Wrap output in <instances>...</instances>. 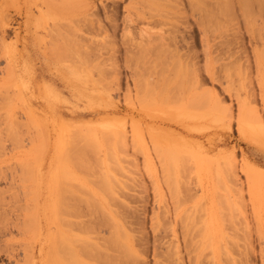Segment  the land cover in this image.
<instances>
[{"label":"rangeland","instance_id":"rangeland-1","mask_svg":"<svg viewBox=\"0 0 264 264\" xmlns=\"http://www.w3.org/2000/svg\"><path fill=\"white\" fill-rule=\"evenodd\" d=\"M0 215V264L63 228L80 264H264V0H0Z\"/></svg>","mask_w":264,"mask_h":264},{"label":"bare ground","instance_id":"bare-ground-1","mask_svg":"<svg viewBox=\"0 0 264 264\" xmlns=\"http://www.w3.org/2000/svg\"><path fill=\"white\" fill-rule=\"evenodd\" d=\"M13 70V69H12ZM46 85L47 84H45L44 86L46 87ZM50 86V85H49ZM9 123V122H8ZM21 172V171H20ZM19 172V173H20ZM37 173L38 172H36L35 174L37 175ZM21 174V175H20ZM19 174V178H22L23 176H22V173H20ZM16 176V175H15ZM21 176V177H20ZM23 178H25V177H23ZM23 180H25V179H23ZM13 182H14V180H13ZM48 206H53L52 204L51 205H48ZM48 206H45V208L46 209H48ZM35 208H36V206H35ZM35 208H33V209H35ZM52 208V207H51ZM59 209V208H58ZM52 210H53V208H52ZM60 210V209H59ZM2 211V210H1ZM41 211V210H40ZM48 211V210H47ZM51 211V210H50ZM3 212H5V213H3ZM3 212H1L2 214H6V211H3ZM58 212V211H57ZM34 213H35V220L33 221V223H34V229H36V225H37V223H38V217H37V215H36V211H34ZM55 214V213H54ZM58 214V213H57ZM1 216V215H0ZM3 217H5V215L3 216ZM1 218V217H0ZM54 218V217H53ZM66 218V217H65ZM54 220V219H53ZM66 220H67V218H66ZM65 220V221H66ZM59 221V220H58ZM68 221H70L69 219H68ZM64 222V223H70V222ZM60 222V221H59ZM77 223V222H76ZM76 223H74V224H76ZM80 223V222H79ZM65 224V225H66ZM70 224H72V222L70 223ZM14 225V224H13ZM63 225V224H62ZM77 225V224H76ZM75 225V226H76ZM7 226V225H6ZM17 226V225H16ZM67 226V225H66ZM77 226H79V225H77ZM5 227V226H4ZM15 227V226H14ZM19 228H20V226H18ZM74 227V226H73ZM81 227V226H80ZM3 228V227H2ZM62 228H63V226H62ZM79 228V227H78ZM5 229H7V228H5ZM4 229V230H5ZM2 230V229H1ZM76 230V229H75ZM79 230V229H78ZM5 231H7V230H5ZM80 231V230H79ZM74 232V231H73ZM57 233V232H56ZM80 233V232H79ZM69 234V233H68ZM73 233H70V235L68 236L66 233H65V230H64V228L60 231V233L58 234H56L55 235V237H51V243H52V248H51V250L50 251H48V256H46V263L45 264H80L81 262H83V261H80V262H78V260H81V259H78V257H77V255L76 254H78V253H80V250H79V248L78 249H76L77 248V246L79 245V243L81 242L78 238H79V236H80V234H77V235H75V234H73V236H71ZM71 236V237H70ZM82 236V235H81ZM80 236V237H81ZM84 237V236H83ZM71 239H73L74 240V242L71 240ZM71 241L73 242V243H75V246L73 247L72 245H71ZM78 242V243H77ZM72 243V244H73ZM9 244V245H8ZM11 242L10 243H7V245H5V247L7 246V247H11L12 248V246H11ZM81 244V243H80ZM84 244H86L85 246H88V243H83V245ZM13 245V244H12ZM74 245V244H73ZM90 245V244H89ZM80 246V245H79ZM32 248L34 247L33 245L31 246ZM80 247H82V246H80ZM9 249V251H12L13 252V250L12 249ZM14 248V247H13ZM32 248H30L29 249V246H28V249L29 250H31V252L33 251V249ZM86 247H83L82 248V250L84 249L85 251H86V249H85ZM88 248V247H87ZM8 251V250H7ZM8 251V252H9ZM16 251V250H15ZM14 251V252H15ZM29 253V251L28 250H26L25 251V255H26V258L25 257H23V258H25V260H26V262H28V264H32V263H34L33 262V253ZM82 252V251H81ZM84 252V251H83ZM89 252V251H88ZM95 252V251H94ZM76 253V254H75ZM97 253V252H96ZM14 254V253H13ZM10 255H11V253H10ZM82 255H84V254H82ZM15 256V255H14ZM88 256V255H87ZM93 256V255H92ZM77 257V258H76ZM75 259V261L73 262V260ZM93 259V258H92ZM24 260V261H25ZM23 261V262H24ZM20 262H22V260L20 261ZM18 264V263H17ZM94 264V263H93Z\"/></svg>","mask_w":264,"mask_h":264}]
</instances>
